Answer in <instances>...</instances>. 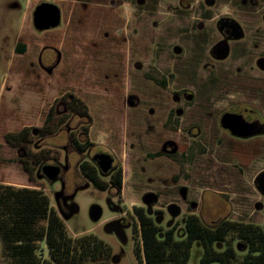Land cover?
<instances>
[{"label":"rangeland","instance_id":"1","mask_svg":"<svg viewBox=\"0 0 264 264\" xmlns=\"http://www.w3.org/2000/svg\"><path fill=\"white\" fill-rule=\"evenodd\" d=\"M42 2L58 7L60 22L37 31L32 12ZM241 9L239 0H216L211 10L204 0H0V184L42 190L70 235L91 233L110 246L111 264H137L133 207H143L162 230L175 225L176 239L185 237L190 213L206 225L227 218L264 231V197L253 185L264 156L236 154L243 168H231L225 139L207 131L226 101L224 64L206 54L213 22L204 18L241 19ZM70 95L87 107L89 125L66 109L61 97ZM44 123L52 134L29 145L4 140ZM71 137L91 144L79 154ZM100 152L121 167L119 192L97 190L79 172L81 161L92 163ZM48 164L60 167L53 182L41 173ZM148 193L156 198L149 206ZM237 242L230 240L235 250ZM39 248L46 258L43 242ZM202 253L193 240L187 264H200ZM242 257L236 250L229 264ZM0 264H7L1 241Z\"/></svg>","mask_w":264,"mask_h":264},{"label":"trees","instance_id":"2","mask_svg":"<svg viewBox=\"0 0 264 264\" xmlns=\"http://www.w3.org/2000/svg\"><path fill=\"white\" fill-rule=\"evenodd\" d=\"M61 101L66 103L69 112L84 118L86 126L89 125L87 107L80 99L70 95L67 101L62 96ZM45 124L8 132L4 140L15 148L29 145L35 138L52 134ZM70 144L82 154L91 143L87 140L81 143L71 137ZM37 160L34 155L32 161L36 163ZM78 169L83 179L97 190L104 191L109 186L118 192L121 190L120 166L106 180L92 163L81 161ZM24 170L29 173L26 165ZM132 213L137 220L132 229L137 264H187L191 242L196 239L203 248L200 264H229L235 259L236 250L243 252L236 264H264V231L258 225L227 218L206 225L190 213L185 216V237L176 239L175 225L162 230L143 207H133ZM228 233L232 237L226 240ZM233 237L238 241L236 250L230 244ZM0 241L2 257L7 264H111L112 261L108 244L91 233L70 235L49 197L40 189L26 186L0 184ZM40 242L47 249L46 258L41 255ZM216 242H225V248L214 249Z\"/></svg>","mask_w":264,"mask_h":264},{"label":"flooded vegetation","instance_id":"3","mask_svg":"<svg viewBox=\"0 0 264 264\" xmlns=\"http://www.w3.org/2000/svg\"><path fill=\"white\" fill-rule=\"evenodd\" d=\"M204 1L209 10L214 9L216 0ZM239 3L243 8L241 12L247 14L241 19L229 14L204 18L213 22L206 31L211 39L206 54L208 61L216 66L220 62L224 64L221 91L226 101L216 115L212 111L207 131L213 139L220 136L225 139V161L230 165L234 160L236 163L230 167L238 170L243 168V164L236 154L245 155L248 152L254 157L264 156V0H239ZM253 131L260 132L243 135ZM110 157L112 163L106 173H101L92 161L107 179L119 166H113L114 157ZM253 185L258 195L264 197V168L256 173Z\"/></svg>","mask_w":264,"mask_h":264},{"label":"water","instance_id":"4","mask_svg":"<svg viewBox=\"0 0 264 264\" xmlns=\"http://www.w3.org/2000/svg\"><path fill=\"white\" fill-rule=\"evenodd\" d=\"M59 22L60 11L54 3L42 2L38 4L32 12V24L34 29L37 31L54 28L58 26ZM259 132L260 131H253L243 135L250 136L251 134H257ZM236 135L240 136V133H236ZM93 161L96 163V166L101 173H106L111 167L112 158L107 153H98L94 156ZM41 173L45 180L48 182H53L60 175V167L58 164H48L42 167ZM155 201L156 198L153 194L148 193L143 197V203L145 205H152ZM98 217L99 212L95 209L92 212V219L97 220Z\"/></svg>","mask_w":264,"mask_h":264}]
</instances>
